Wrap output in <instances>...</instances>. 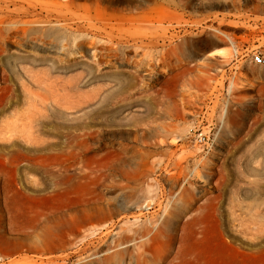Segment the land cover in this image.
I'll return each instance as SVG.
<instances>
[{"label": "rangeland", "instance_id": "374dc122", "mask_svg": "<svg viewBox=\"0 0 264 264\" xmlns=\"http://www.w3.org/2000/svg\"><path fill=\"white\" fill-rule=\"evenodd\" d=\"M245 50L264 0H0V264H264Z\"/></svg>", "mask_w": 264, "mask_h": 264}, {"label": "built area", "instance_id": "2783aa9c", "mask_svg": "<svg viewBox=\"0 0 264 264\" xmlns=\"http://www.w3.org/2000/svg\"><path fill=\"white\" fill-rule=\"evenodd\" d=\"M238 53V51H235ZM246 56L250 55L251 56V61L252 63L259 65V66H264V56L262 53L258 51H250L248 53V50H245L244 53ZM195 144L198 145L199 147H206L210 148V143H209V137L203 133L200 132L198 135L194 137Z\"/></svg>", "mask_w": 264, "mask_h": 264}, {"label": "bare ground", "instance_id": "6f19581e", "mask_svg": "<svg viewBox=\"0 0 264 264\" xmlns=\"http://www.w3.org/2000/svg\"><path fill=\"white\" fill-rule=\"evenodd\" d=\"M218 53V52H217ZM221 53V52H220Z\"/></svg>", "mask_w": 264, "mask_h": 264}]
</instances>
